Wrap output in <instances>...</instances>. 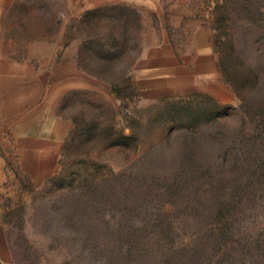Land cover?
<instances>
[{
	"label": "rangeland",
	"instance_id": "rangeland-1",
	"mask_svg": "<svg viewBox=\"0 0 264 264\" xmlns=\"http://www.w3.org/2000/svg\"><path fill=\"white\" fill-rule=\"evenodd\" d=\"M5 2L1 138L7 103L55 105L71 130L52 172L4 157L0 264H264V0L63 9L34 29ZM154 42L174 55L144 56Z\"/></svg>",
	"mask_w": 264,
	"mask_h": 264
},
{
	"label": "crops",
	"instance_id": "crops-1",
	"mask_svg": "<svg viewBox=\"0 0 264 264\" xmlns=\"http://www.w3.org/2000/svg\"><path fill=\"white\" fill-rule=\"evenodd\" d=\"M20 1L21 4H12L14 10L17 11V16H15L14 19L18 22L28 24L30 28L33 27V29V21L37 17L44 16V14L45 16H49L52 11L60 12L63 9H70L75 12H88L98 8L104 9L110 7L112 9H117V12H124L127 7H131L140 14H145L144 11L140 12L143 0H45L43 8L32 7L31 9L28 5H37L39 0ZM25 5L27 6L25 7ZM147 5L153 6V4ZM8 9L9 5H6L5 0H0V12ZM163 12H165V10H163ZM170 12H167V14L165 12V15H162V17L164 19L167 17L176 19L177 17ZM34 37V44H45V46H47L40 52H51L46 55L47 59H51L53 57L52 54L56 52V38H53L55 46L52 48V40L49 39L47 43V41H45V35L40 34L37 36V33L34 32ZM165 45L166 47H163L162 45H158V42L151 43V46L145 48L144 56L149 58H160L161 55L168 57V53L174 55L171 45L169 43ZM30 54H38L37 48L33 49ZM208 55L211 56L209 57L211 61L212 54ZM160 66L161 65H158L157 67L159 73L162 71ZM162 66L167 67L166 65ZM148 70L150 73V71L152 72L155 69L151 66ZM17 73H19V71H17ZM34 92H37L35 86ZM24 102L25 101H22L21 103ZM2 110L4 117L3 122L9 124L10 130H8L11 132V135L5 137V139H2L0 136V140H5L6 146V148L0 147V181L6 178L5 175L3 176L1 166L3 162L6 161L4 157H9V155L17 157L16 164L19 165L20 173L23 172L33 175L40 171H46L47 173L52 172L62 154L63 144L70 134V121L56 113L55 105L52 107H48V105H35L31 108V105L23 107L22 105H11L7 103L3 106ZM1 122L2 121H0V126L2 125Z\"/></svg>",
	"mask_w": 264,
	"mask_h": 264
},
{
	"label": "built area",
	"instance_id": "built-area-1",
	"mask_svg": "<svg viewBox=\"0 0 264 264\" xmlns=\"http://www.w3.org/2000/svg\"><path fill=\"white\" fill-rule=\"evenodd\" d=\"M0 205H1V202H0Z\"/></svg>",
	"mask_w": 264,
	"mask_h": 264
}]
</instances>
